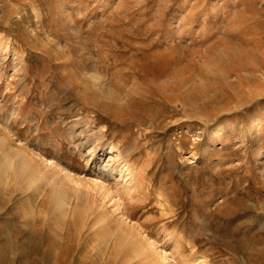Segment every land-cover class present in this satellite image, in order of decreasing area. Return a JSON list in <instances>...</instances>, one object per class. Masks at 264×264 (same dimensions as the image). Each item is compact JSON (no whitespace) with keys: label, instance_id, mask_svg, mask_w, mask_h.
<instances>
[{"label":"rangeland","instance_id":"rangeland-1","mask_svg":"<svg viewBox=\"0 0 264 264\" xmlns=\"http://www.w3.org/2000/svg\"><path fill=\"white\" fill-rule=\"evenodd\" d=\"M163 261L264 264V0H0V264Z\"/></svg>","mask_w":264,"mask_h":264},{"label":"bare ground","instance_id":"bare-ground-1","mask_svg":"<svg viewBox=\"0 0 264 264\" xmlns=\"http://www.w3.org/2000/svg\"><path fill=\"white\" fill-rule=\"evenodd\" d=\"M253 121V120H252ZM251 121V122H252ZM259 119H258V116H256L255 118V121L253 122V124L251 125L252 127H255L258 123ZM93 136V135H92ZM42 159V158H41ZM98 161V160H97ZM48 162V161H46ZM45 163V162H43ZM49 163V162H48ZM107 163V162H106ZM47 167V165H46ZM53 167H59L57 164H53ZM100 167V166H99ZM102 167V166H101ZM107 167V164L106 166L104 165L100 171H107L108 170L106 169ZM60 168V167H59ZM66 168V167H65ZM61 170H63V168H61ZM65 172V170H64ZM122 172V171H121ZM123 173V172H122ZM69 172L66 171V174L64 175L65 177H67L68 181L69 182H72V183H75L74 182V178L71 177L70 175H68ZM98 176V175H97ZM103 177V176H102ZM98 180V178H96ZM102 179V178H101ZM80 180V179H79ZM103 180V179H102ZM81 182V181H80ZM99 182V181H98ZM96 180L93 181L94 185L95 186H98V189L102 192V190H106V185L99 182L98 183ZM96 188V187H95ZM104 193H106V191H103ZM109 193V191H108ZM108 195V194H106ZM104 195V196H106ZM103 196V195H102ZM60 202V205L62 203H64L63 200H59ZM93 204H96V200L93 201ZM67 205V204H66ZM118 207V206H117ZM124 216V215H123ZM91 220V225L88 227L90 229H92V233H91V236L93 238H96V237H99L100 235L101 238H102V242L106 243V237L109 235V231H110V227L112 226V222L111 220L107 217V215L105 213H102L101 211L99 212L97 209L95 210V214L90 218ZM127 225V224H126ZM120 229H119V232L121 234V240H117L118 242L116 243L115 247H116V250H118V252H121L123 253V250L127 247H129L131 253L137 258V260L139 261H142L144 258H145V254L144 252L142 251L143 249V243L144 240L142 237H141V232L139 231H135L133 232V227L132 229H123L122 226H119ZM138 230V229H137ZM144 232V231H143ZM146 239V238H145ZM148 241V240H147ZM152 244V243H151ZM150 244V245H151ZM149 246V245H147ZM152 249V248H151ZM125 255V254H124ZM162 256V255H161ZM164 256V255H163ZM162 256V257H163ZM167 257V256H166ZM164 261H167V260H164ZM163 261V262H164ZM165 263V262H164ZM142 264V263H141ZM166 264V263H165ZM167 264H174V262H171V261H168Z\"/></svg>","mask_w":264,"mask_h":264}]
</instances>
